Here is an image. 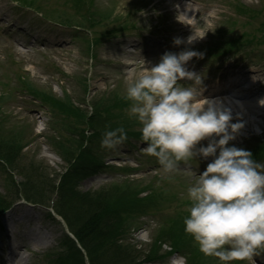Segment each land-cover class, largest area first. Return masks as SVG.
<instances>
[{
    "label": "rangeland",
    "instance_id": "1",
    "mask_svg": "<svg viewBox=\"0 0 264 264\" xmlns=\"http://www.w3.org/2000/svg\"><path fill=\"white\" fill-rule=\"evenodd\" d=\"M178 1L183 3L0 0V264H50L55 258L61 230L70 229L57 212L62 199L53 190L61 189L74 158L88 167L89 176L70 188L73 197L84 200L87 194L88 202L81 201L76 209L86 218L99 210L94 205L104 203L99 216L111 217L114 230L127 228L120 244L140 264H222L199 250L183 223L189 214L187 188L212 157L197 156V161L164 173L157 159L143 152L146 142L140 139V124L129 115L126 88L165 51L185 48L203 53L187 64L202 85L244 66L257 72L264 86V33L254 32L257 37H249L248 44L243 34L260 28L264 0H185L192 11L185 13L196 24L184 39L207 32L192 44L177 46L173 38L181 27L186 30L175 10ZM241 3L261 13L254 22L237 12ZM90 29L104 30L95 43ZM250 108L231 107L232 122L243 113L246 124L229 144L264 153V116ZM121 126L127 139L115 149L102 148V134ZM200 144L206 146L207 140ZM193 167L199 171H190ZM25 189L38 194L35 204L24 198ZM37 204L54 206L58 216ZM72 239L74 247L58 250L65 251L61 264H88L80 242L74 235ZM230 264H264V251Z\"/></svg>",
    "mask_w": 264,
    "mask_h": 264
},
{
    "label": "clouds",
    "instance_id": "2",
    "mask_svg": "<svg viewBox=\"0 0 264 264\" xmlns=\"http://www.w3.org/2000/svg\"><path fill=\"white\" fill-rule=\"evenodd\" d=\"M206 32L186 40L174 37L172 43L192 44ZM202 56L189 48L165 51L158 63L128 82L125 99L131 102L129 115L140 124L144 154L155 157L164 173L181 163L189 165L197 156L212 157L187 188L184 231L205 256L230 264L264 251V164L256 162L250 151L229 144L244 127L242 120L232 122L229 106L220 99L194 102L202 94V78L187 64ZM181 81L197 87L182 86ZM259 103L264 105V99ZM126 139L121 126L105 131L100 144L115 149ZM203 140L206 146L200 144Z\"/></svg>",
    "mask_w": 264,
    "mask_h": 264
},
{
    "label": "trees",
    "instance_id": "3",
    "mask_svg": "<svg viewBox=\"0 0 264 264\" xmlns=\"http://www.w3.org/2000/svg\"><path fill=\"white\" fill-rule=\"evenodd\" d=\"M71 163L68 172L62 178L61 189H58V193L55 189L53 191L57 193L56 196L62 199L57 208V212L63 215L70 231L85 250L86 256L89 259V264H140L139 260L136 259L130 251H127V248L120 244L119 239L122 238L120 235L123 233L125 234L127 228L122 227L114 230L113 228L115 226L111 217L109 219L108 217L99 216V212L103 208L104 203L100 202V205H94L93 208L96 207L99 210H96L95 213H87L86 218L82 217V211L76 209V207L81 206V201L88 202L86 198L87 194L85 196L84 194L82 195L84 196V200L79 196L73 197V195L70 194L72 191L70 188L72 184L77 185L82 178L88 175V167L82 164L81 161L78 162L76 158H74V161ZM95 167H97V165H95ZM26 191L25 189V193ZM37 196L38 194L34 191H27L24 198L29 201H34ZM79 216L82 218L79 219ZM61 243H64L66 250L72 248L71 246H75V241L68 235H66V238L62 239ZM62 254L59 253V255L55 257L53 264H61L63 259ZM149 258L151 260V257ZM78 264L85 263L80 261Z\"/></svg>",
    "mask_w": 264,
    "mask_h": 264
},
{
    "label": "bare ground",
    "instance_id": "4",
    "mask_svg": "<svg viewBox=\"0 0 264 264\" xmlns=\"http://www.w3.org/2000/svg\"><path fill=\"white\" fill-rule=\"evenodd\" d=\"M160 1V0H157ZM175 10L177 12H179L180 15H182V10L183 11H190V9L188 8V6L186 4L181 3L180 1H178V3H175ZM185 15V13H183ZM185 18V19H184ZM180 21H183L186 23V30H184V26L181 27V31L180 34L181 36H184L185 33H189L190 29L189 26H192V24H190V21L187 20V17H182V19H180ZM182 23V22H181ZM184 24V23H182ZM182 39H184L185 37H181ZM245 75L244 78L245 80L250 78V80H255L257 78L256 74L257 72H253L251 70H245L243 68H237L235 70L232 71V73L230 74L229 77H235L236 75ZM241 80V79H240ZM222 81V80H221ZM244 81V80H243ZM220 83V80H219ZM218 82L211 83L208 85V82H206L203 85H200L199 87L203 88L202 94L198 95L197 98L195 99V101H200L199 104H204L206 102V100L209 99H220L223 103H225L226 105H228L230 108H236L238 109V111L241 109H244L246 107H249V111H253L252 108H250V106L255 107L256 110H258L257 114L258 115H263L264 116V105H261L259 103V101L261 99H264V97L262 96L264 89H261L259 87H256L255 92H249V91H242L240 90L239 85L237 84H233V80H231V82H229L228 84L225 85V83H220ZM201 88V89H202ZM252 102H250L249 100L252 99ZM235 99H242L246 100L245 102H240V103H236ZM194 101V102H195ZM249 101V102H248ZM240 120H242L245 124V116L243 115V113H240ZM190 171H195L194 168H189Z\"/></svg>",
    "mask_w": 264,
    "mask_h": 264
}]
</instances>
